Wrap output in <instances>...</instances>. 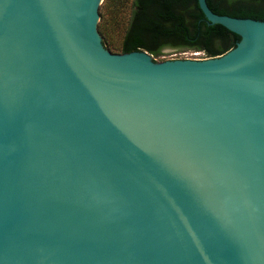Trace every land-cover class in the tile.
Masks as SVG:
<instances>
[{
  "label": "water",
  "instance_id": "95a60500",
  "mask_svg": "<svg viewBox=\"0 0 264 264\" xmlns=\"http://www.w3.org/2000/svg\"><path fill=\"white\" fill-rule=\"evenodd\" d=\"M102 1L0 0V264H264V21L159 62Z\"/></svg>",
  "mask_w": 264,
  "mask_h": 264
},
{
  "label": "trees",
  "instance_id": "16d2710c",
  "mask_svg": "<svg viewBox=\"0 0 264 264\" xmlns=\"http://www.w3.org/2000/svg\"><path fill=\"white\" fill-rule=\"evenodd\" d=\"M122 0H103L99 7L98 30L102 43L112 53L144 50L153 59L164 48H187L205 57L220 56L234 48L240 36L220 24H209L197 0H131L118 44L107 39V13ZM220 15L264 21V0H206ZM115 49L116 52H113Z\"/></svg>",
  "mask_w": 264,
  "mask_h": 264
},
{
  "label": "rangeland",
  "instance_id": "374dc122",
  "mask_svg": "<svg viewBox=\"0 0 264 264\" xmlns=\"http://www.w3.org/2000/svg\"><path fill=\"white\" fill-rule=\"evenodd\" d=\"M130 2L131 0H122L118 3L112 4L111 8L108 10L109 13H107L106 34H107V39L113 45L118 44V42L121 39L125 21L130 13ZM98 13H99V8H98ZM99 21H100V15H99ZM105 48L112 53V51H110L108 47ZM112 50L113 52H116L115 49ZM197 58H204V55L202 53L197 54L196 51L187 48L168 47V48H164L162 50V55L157 58H154V60L160 62L170 59H197Z\"/></svg>",
  "mask_w": 264,
  "mask_h": 264
},
{
  "label": "built area",
  "instance_id": "2783aa9c",
  "mask_svg": "<svg viewBox=\"0 0 264 264\" xmlns=\"http://www.w3.org/2000/svg\"><path fill=\"white\" fill-rule=\"evenodd\" d=\"M196 52H197V51H196ZM199 53H202V52H197V54H199ZM202 54H203V53H202ZM203 55H204V54H203ZM204 58H207V57L204 56ZM197 59H202V58H197Z\"/></svg>",
  "mask_w": 264,
  "mask_h": 264
}]
</instances>
